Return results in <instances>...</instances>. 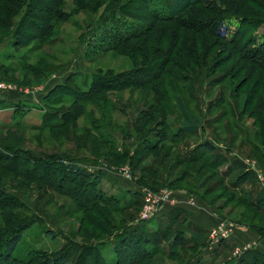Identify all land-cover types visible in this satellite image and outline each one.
<instances>
[{
	"label": "rangeland",
	"instance_id": "374dc122",
	"mask_svg": "<svg viewBox=\"0 0 264 264\" xmlns=\"http://www.w3.org/2000/svg\"><path fill=\"white\" fill-rule=\"evenodd\" d=\"M136 1L37 0L28 7L0 0V82L12 86L0 90V149L9 158L0 160V264L15 234L22 238L10 259L18 264H47L58 254L68 264H104L101 256L119 264H229L235 249L264 244V69L224 41L244 31L240 41L251 53L264 50V0H202L179 20L212 24L208 33L156 23L112 50L125 27L151 22L141 20L146 13ZM150 2L151 9L164 3ZM28 13L46 21L31 27ZM65 84L79 95L78 108L73 99L47 98ZM92 84L108 87L88 94ZM179 102L197 131L179 132ZM71 167L101 174L99 204L80 208L67 195L77 182ZM81 181L77 202L99 199L98 187ZM165 189L196 206L142 224L144 192ZM136 193L141 200L129 204ZM110 196L116 209L110 200L102 204ZM222 222L233 236L212 239ZM179 233L184 244L172 257Z\"/></svg>",
	"mask_w": 264,
	"mask_h": 264
},
{
	"label": "trees",
	"instance_id": "16d2710c",
	"mask_svg": "<svg viewBox=\"0 0 264 264\" xmlns=\"http://www.w3.org/2000/svg\"><path fill=\"white\" fill-rule=\"evenodd\" d=\"M202 0H163L164 3H162V7H153L152 9L150 8V0H137L136 2L138 3V5L140 6V9L145 11V15L142 16L143 18H141V20L143 21H147L151 20V22L149 23H141V24H136L135 26L132 25L130 28L125 27L123 30V34L120 35L119 37H117L116 39H113V46H111L112 50H118L120 49V47L122 45H124V43L126 41H130L135 39L136 37H139L140 35H144L147 34L148 32H150V30H152V28H154V24L156 23H170V24H177L179 26H181L182 28L186 29V30H191V31H195V32H199L201 33L198 29L201 28L203 29V31H206L208 33V30H213V25H203V27H200L197 24H187V23H183L179 20V16L186 10L188 9L190 6H195L198 5ZM4 3L6 4H11L13 6H21L23 4H27L28 7L33 6L36 7L37 6V0H3ZM58 4V1H57ZM56 4V5H57ZM27 10V9H26ZM124 11V9H123ZM51 15L56 16L58 18V20L61 21H68V18H66L67 16L64 13H57L55 7H51ZM122 12V11H121ZM25 19H26V24L31 26V27H35V28H39V26L34 23V19L38 20V21H42L45 22L46 20L41 17L39 14H25ZM29 15V16H28ZM209 24V23H208ZM0 26H5V22L1 19L0 17ZM48 24L45 23V28L41 31V35L44 37L47 35V31H48ZM128 26V25H127ZM253 27H256V25L254 24ZM244 35V31H239L237 32L233 38H230L229 41L224 40L225 42H227L228 44H231L237 54L245 60H248V57L252 56V58L250 60H248L250 63H252L253 65H255V67L257 68H261L264 69V50H262V48H258V49H253L252 53L251 51L246 47V44L242 41H240L241 37ZM18 34L13 33L12 34V40L13 43H17L18 40H16L18 37ZM3 69V68H2ZM30 76V74L28 72H24L23 73V81L26 84V81L28 80V77ZM67 84V83H66ZM65 84V86H57L54 90H52L49 95L47 96V98H51L52 100H55L56 98H69V99H73V104L72 106H74L75 108H78V103H79V95L77 94L76 91H74V89L70 88V86H67ZM93 85V84H92ZM108 86H105V88H107ZM104 86H99L96 88V85H93L92 87H90V89L88 90V94L95 92V91H103L105 90ZM179 109L181 111L182 114V118H183V122L179 128V132H183V133H193L195 131H197L199 129V123L198 121L193 118L190 114L187 113V111L185 110V108L183 107L182 103L179 102ZM51 122V117H49L47 119V123ZM152 148H153V144H152ZM203 149L205 151L208 152H213L214 149L213 147H211L210 145H206L205 147H203ZM3 151V150H2ZM0 160L2 161H9V158L7 156V154H4V152H1L0 149ZM138 162V159L136 160ZM134 166L137 168L138 166L136 165V163H134ZM68 174H70V177L72 179H74L76 182V186L75 188H73L71 190V192H68V196L76 202V205L80 208H88L92 207L96 204L100 203V194L101 193V189H99V185L101 183V174L98 175H94L91 174L90 172H86L85 170L79 169L77 167H71V172H68ZM88 180L90 182H92L93 187H98L97 188V194H95V198H99L96 201L90 203V200L87 201L85 204L79 203L77 202V196H79L80 192L83 193L84 191V187L85 184L83 181L81 180ZM79 181V182H78ZM77 183L78 187H77ZM83 188V190H82ZM141 194L136 193L133 195V197L131 198V200L128 202L129 204L134 203L136 204L137 202L139 203V201L141 200ZM0 198L1 200H5V193L3 192V190H0ZM108 200H110V202L112 201L113 204V208L116 209L117 205H119V202L117 201V199L113 196H110V199H106L104 202L102 201V204H106L108 202ZM109 202V203H110ZM180 211H183V208L179 207H165L164 210L160 213L161 215L167 214V216L174 218ZM260 215L264 218V202L263 205L259 211ZM151 221V220H150ZM148 222H141L142 224L144 223H149ZM176 222H171V225H174ZM126 230L128 229L127 227H124ZM123 228V229H124ZM129 230V229H128ZM123 232V231H122ZM128 232V231H125ZM122 234V233H119ZM134 236L136 237V239H140V235L138 233H135ZM21 235L20 234H15L13 236H11L10 238H8L7 240H5L4 242V254H5V264H7V262H10V264H18V259H10L11 254L15 251V249L17 248L18 244L21 241ZM115 238V237H114ZM117 238V237H116ZM118 239V238H117ZM143 239V243L144 245H149V243H152L150 240H147L145 237L142 238ZM141 239V240H142ZM138 241V240H137ZM184 237H183V233H179L178 235L175 236L171 247H170V252H171V256L172 257H176V255L178 254L179 249L181 248V246L184 244ZM100 257V254H99ZM146 258H151V256L148 257V255H146ZM100 259L104 262V264H119L117 262V260L114 261V263H108L106 260L103 259V257L101 256ZM23 264V263H22ZM30 264V263H27ZM47 264H68V260L67 258H65L62 254H58L56 255L51 262H47ZM229 264H264V253L257 251L255 249H249L246 250L244 252H242V254L240 256H238L237 258H234V260L232 262H230Z\"/></svg>",
	"mask_w": 264,
	"mask_h": 264
},
{
	"label": "built area",
	"instance_id": "2783aa9c",
	"mask_svg": "<svg viewBox=\"0 0 264 264\" xmlns=\"http://www.w3.org/2000/svg\"><path fill=\"white\" fill-rule=\"evenodd\" d=\"M12 86H9L5 83L0 82V90L5 89H12ZM24 92V91H23ZM26 93V92H24ZM126 173V172H125ZM127 177H129L128 173ZM144 204L143 210L139 214V220L140 222H148L152 219H155L157 216L161 215L160 213L164 210L165 207H183V206H189V207H195L196 202H194V199H188L187 202H182L178 199L175 193L169 190H161L158 192H152V191H145L143 194ZM232 233V228H228L226 222H222L217 225L215 230L212 233V239H228ZM251 249L250 246H246L243 248L235 249L233 252V257H238L242 254V252Z\"/></svg>",
	"mask_w": 264,
	"mask_h": 264
},
{
	"label": "crops",
	"instance_id": "0c3cea01",
	"mask_svg": "<svg viewBox=\"0 0 264 264\" xmlns=\"http://www.w3.org/2000/svg\"><path fill=\"white\" fill-rule=\"evenodd\" d=\"M232 234H233V232L231 233L230 237L233 236ZM230 237H229V238H230ZM229 238H228V239H229ZM239 241H240V240H239ZM255 247H256V246H255ZM259 248H260V249H256V248H254V249L257 250V251H260V252H261V250H264V244L261 245Z\"/></svg>",
	"mask_w": 264,
	"mask_h": 264
}]
</instances>
